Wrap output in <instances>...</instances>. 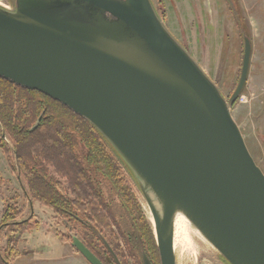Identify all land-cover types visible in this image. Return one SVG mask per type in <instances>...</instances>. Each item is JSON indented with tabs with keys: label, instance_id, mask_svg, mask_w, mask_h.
<instances>
[{
	"label": "water",
	"instance_id": "95a60500",
	"mask_svg": "<svg viewBox=\"0 0 264 264\" xmlns=\"http://www.w3.org/2000/svg\"><path fill=\"white\" fill-rule=\"evenodd\" d=\"M13 8L0 6V78L67 106L110 143L140 185L160 264H176V212L228 264H264V173L230 113L250 39L226 99L150 0H15ZM70 245L102 264L77 236ZM141 260L152 264L144 252Z\"/></svg>",
	"mask_w": 264,
	"mask_h": 264
},
{
	"label": "trees",
	"instance_id": "16d2710c",
	"mask_svg": "<svg viewBox=\"0 0 264 264\" xmlns=\"http://www.w3.org/2000/svg\"><path fill=\"white\" fill-rule=\"evenodd\" d=\"M0 150L27 199L51 208L68 225L65 242L77 236L102 264H128L121 238L134 264H142V252L160 264L151 223L127 179L134 177L88 120L43 93L0 78ZM21 215L15 201L3 208L0 230L8 234L0 264L20 257L17 230L37 229L32 217Z\"/></svg>",
	"mask_w": 264,
	"mask_h": 264
},
{
	"label": "rangeland",
	"instance_id": "374dc122",
	"mask_svg": "<svg viewBox=\"0 0 264 264\" xmlns=\"http://www.w3.org/2000/svg\"><path fill=\"white\" fill-rule=\"evenodd\" d=\"M150 1L167 31L186 49L226 99L239 79L243 36L250 39L248 76L241 91L242 97L240 95L230 106V113L250 155L264 173V0ZM0 6L14 10L13 0H0ZM0 176L3 179L0 183V219L5 205L15 201L22 210L21 217H32V221L37 223V229L17 230L20 257L12 264H89L68 241H64L62 235L69 230L64 220L51 208L27 199L1 150ZM127 179L148 219L139 183L130 175ZM113 230L117 232L114 227ZM7 234V230H0V251L5 247ZM186 234L189 235L188 248L182 259L176 257V264H226L218 251L191 224L186 226ZM119 244L128 264H134L121 238Z\"/></svg>",
	"mask_w": 264,
	"mask_h": 264
},
{
	"label": "bare ground",
	"instance_id": "6f19581e",
	"mask_svg": "<svg viewBox=\"0 0 264 264\" xmlns=\"http://www.w3.org/2000/svg\"><path fill=\"white\" fill-rule=\"evenodd\" d=\"M145 193L147 194V196L152 198L156 209H159V204L156 201V199L154 198L153 193L148 188H145ZM145 206L147 207L148 214H149L148 219L151 222L152 229H153V227H154L153 226V219H152V216H151V213H150V210L148 208L147 203H145ZM187 223L190 224L188 219L181 212H176L174 214L172 246H173V251H174L175 257H177V259H182L184 257L185 252L187 251V248H188V244H189L188 236L189 235L187 236V234H186V226L188 225Z\"/></svg>",
	"mask_w": 264,
	"mask_h": 264
},
{
	"label": "flooded vegetation",
	"instance_id": "af4514ba",
	"mask_svg": "<svg viewBox=\"0 0 264 264\" xmlns=\"http://www.w3.org/2000/svg\"><path fill=\"white\" fill-rule=\"evenodd\" d=\"M152 264H154L153 260H150Z\"/></svg>",
	"mask_w": 264,
	"mask_h": 264
},
{
	"label": "built area",
	"instance_id": "2783aa9c",
	"mask_svg": "<svg viewBox=\"0 0 264 264\" xmlns=\"http://www.w3.org/2000/svg\"><path fill=\"white\" fill-rule=\"evenodd\" d=\"M240 97H242V95Z\"/></svg>",
	"mask_w": 264,
	"mask_h": 264
}]
</instances>
